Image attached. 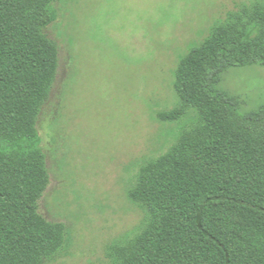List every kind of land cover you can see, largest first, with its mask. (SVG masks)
I'll use <instances>...</instances> for the list:
<instances>
[{"label": "trees", "instance_id": "16d2710c", "mask_svg": "<svg viewBox=\"0 0 264 264\" xmlns=\"http://www.w3.org/2000/svg\"><path fill=\"white\" fill-rule=\"evenodd\" d=\"M55 0H0V264H45L65 227L43 219L49 183L37 131L58 66L44 30ZM264 67V1L241 4L189 43L174 69L175 126L163 152L132 163L124 190L142 214L103 247L102 264H264V105L242 115L217 88L229 68Z\"/></svg>", "mask_w": 264, "mask_h": 264}, {"label": "rangeland", "instance_id": "374dc122", "mask_svg": "<svg viewBox=\"0 0 264 264\" xmlns=\"http://www.w3.org/2000/svg\"><path fill=\"white\" fill-rule=\"evenodd\" d=\"M253 1L55 0L57 19L44 33L58 66L36 124L49 183L37 212L64 225L66 236L45 264H102L104 245L139 223L124 190L132 163L173 142L175 126L152 116L177 102L179 56ZM217 88L238 101L240 114L254 112L264 105V67L229 68Z\"/></svg>", "mask_w": 264, "mask_h": 264}]
</instances>
